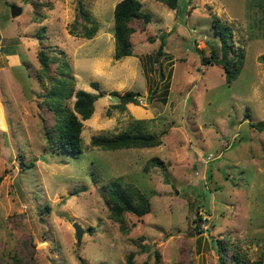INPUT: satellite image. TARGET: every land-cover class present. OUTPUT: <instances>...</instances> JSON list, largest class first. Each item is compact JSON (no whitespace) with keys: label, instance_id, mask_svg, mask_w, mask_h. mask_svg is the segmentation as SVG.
<instances>
[{"label":"rangeland","instance_id":"rangeland-1","mask_svg":"<svg viewBox=\"0 0 264 264\" xmlns=\"http://www.w3.org/2000/svg\"><path fill=\"white\" fill-rule=\"evenodd\" d=\"M117 1L0 0V39L29 63L32 91L26 97L12 71L0 69V264H124L130 251L135 264H219L218 256L230 264L232 252L241 261L261 258L264 0H178V11L138 0L149 19L131 21V55L114 59ZM11 5L21 8L17 16ZM80 10L97 25L91 38L75 35L84 23ZM213 16L243 53L230 85L219 65L199 60L218 50ZM40 48L55 61L49 78L62 76L57 66L65 63L73 90L103 92L81 120L80 154L45 142L55 117L43 101L51 84L34 77ZM110 91L134 92L137 103L112 107ZM133 120L160 144L90 145L92 135L114 136ZM115 178L150 202L141 218L125 213V234L107 215L105 186ZM73 221L83 229L78 244Z\"/></svg>","mask_w":264,"mask_h":264},{"label":"trees","instance_id":"trees-1","mask_svg":"<svg viewBox=\"0 0 264 264\" xmlns=\"http://www.w3.org/2000/svg\"><path fill=\"white\" fill-rule=\"evenodd\" d=\"M154 1L175 11L177 10L178 0ZM80 14L84 18V23L81 25V30L75 35L82 36L86 39L91 38L97 30V25L93 22H87V17L81 10ZM112 19V35L114 40L113 58L119 59L121 57L130 56L131 44L129 36L134 31L130 23L133 20L147 22L149 15L141 10V4L138 0H119L113 6ZM210 28L212 32L218 36V50L211 47L207 56L200 55V63L202 65H219L222 70L224 83L230 85L242 66L243 53L238 48L231 46L228 42L230 30L225 25H222L219 18L216 16L211 18ZM69 33L72 34L71 31ZM161 53V46H158L154 57L155 62L159 63L158 57L161 56ZM36 60L38 62V68L34 77L39 85H43L44 79H47L49 84H51V87L43 96V101L47 108L53 112L55 117L52 127L44 130L45 142L58 151L70 153L72 155L80 154L82 150L80 138L81 120L87 119L92 114L93 103L103 92L100 90L97 94H93L82 89L73 90L67 82V78L69 77L68 74L63 71L66 67L65 63L64 66L63 64L62 66H57L59 73L61 74V72H63L62 76L49 78L50 64L55 61L54 58L52 59L49 57L43 48L38 49ZM160 77H162L161 73ZM90 85L94 89L98 86L96 81H92ZM20 86L26 97L31 95L32 91L28 88L29 83H26V85L20 83ZM109 94L116 99V102L111 104L112 107L122 108L126 103H137V94L131 91H125L123 93L110 91ZM70 98H73L71 106L66 107L65 100ZM255 126L259 128L256 124ZM159 144L160 139L157 135L145 134L141 130V122L139 120H133L127 129L118 132L114 136L95 134L90 138V145L104 150L131 147H154ZM155 162H157V158L153 157L150 159L151 164L154 165ZM120 183L119 178L113 179L105 186V195L108 199V218L118 224L120 233L125 234L128 231V226H126L124 218L125 213H129L136 218H141L144 214L149 212L150 202L149 198H147L139 188L129 183L124 185ZM133 256V252H128L124 257V264H135ZM229 259L230 264H262L264 262V253L261 258L251 262L239 260L238 256L233 252ZM218 263H221L219 256ZM6 264H17V262H8ZM140 264L147 263L143 261Z\"/></svg>","mask_w":264,"mask_h":264},{"label":"crops","instance_id":"crops-1","mask_svg":"<svg viewBox=\"0 0 264 264\" xmlns=\"http://www.w3.org/2000/svg\"><path fill=\"white\" fill-rule=\"evenodd\" d=\"M28 64V62L26 63L24 59L20 58V55L17 51L11 50L10 48L4 46L0 39V69H7L9 74L12 75L13 73L12 78L14 77L18 80V82L26 85V83H29V76L26 72L27 66H29ZM0 110L2 113L1 104Z\"/></svg>","mask_w":264,"mask_h":264},{"label":"water","instance_id":"water-1","mask_svg":"<svg viewBox=\"0 0 264 264\" xmlns=\"http://www.w3.org/2000/svg\"><path fill=\"white\" fill-rule=\"evenodd\" d=\"M20 12H21L20 7H17L14 5L10 6V16L11 17L17 16ZM139 97H142V96H139ZM109 99L111 100L112 103L116 102V99L112 96H109ZM71 226L73 228V232L75 235V242L78 244L80 242V238H81V235L83 233V229L81 228V226L76 221H73L71 223Z\"/></svg>","mask_w":264,"mask_h":264}]
</instances>
